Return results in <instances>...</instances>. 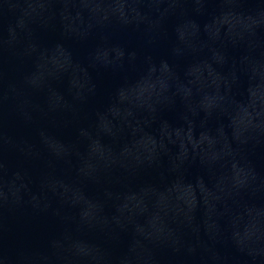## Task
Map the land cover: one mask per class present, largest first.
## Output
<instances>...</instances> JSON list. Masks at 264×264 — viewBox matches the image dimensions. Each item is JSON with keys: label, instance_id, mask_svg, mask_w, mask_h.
Returning a JSON list of instances; mask_svg holds the SVG:
<instances>
[{"label": "water", "instance_id": "95a60500", "mask_svg": "<svg viewBox=\"0 0 264 264\" xmlns=\"http://www.w3.org/2000/svg\"><path fill=\"white\" fill-rule=\"evenodd\" d=\"M264 124V0H0V186Z\"/></svg>", "mask_w": 264, "mask_h": 264}]
</instances>
